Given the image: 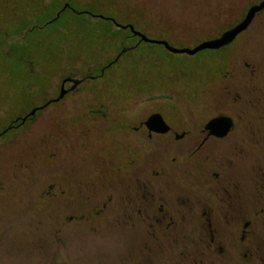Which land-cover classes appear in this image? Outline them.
Instances as JSON below:
<instances>
[{
  "label": "flooded vegetation",
  "instance_id": "flooded-vegetation-1",
  "mask_svg": "<svg viewBox=\"0 0 264 264\" xmlns=\"http://www.w3.org/2000/svg\"><path fill=\"white\" fill-rule=\"evenodd\" d=\"M216 1L214 6L219 5ZM246 1L250 4L241 17L217 30L211 40L240 23L249 8L263 0ZM263 12L264 8L224 47ZM55 17L45 26L60 16ZM125 37L128 41L115 48L98 44L90 53H98L97 58L89 63L79 59L78 71L69 70L72 61L63 57L66 46L60 45L53 90L27 113L0 126V147L31 134L34 119L44 116V110L53 106L59 113L67 101H75L79 138L95 134L96 146H91L97 156V173L79 177V224L91 232L105 225L129 235L126 254L110 264H264V61H259L264 53H228L221 72L207 77L212 84L207 89L210 103L187 106L188 113L181 115L164 105L169 94L164 90L122 101L119 94L100 89L109 86L95 84L99 79L111 81L117 70L113 66L145 43L130 31ZM89 82L95 83L85 88ZM133 99H139L133 108L125 104ZM141 105L147 109L137 117L135 109ZM153 115L163 123L147 124ZM48 149L57 151L59 142L40 143L44 160ZM35 199L33 211L41 214L48 201ZM50 233L44 231L43 242L41 237L35 241L36 252L42 253L46 244L53 246Z\"/></svg>",
  "mask_w": 264,
  "mask_h": 264
},
{
  "label": "rangeland",
  "instance_id": "rangeland-1",
  "mask_svg": "<svg viewBox=\"0 0 264 264\" xmlns=\"http://www.w3.org/2000/svg\"><path fill=\"white\" fill-rule=\"evenodd\" d=\"M63 1L0 0V126L27 113L53 90L60 65L55 53L60 45L66 46L63 57L72 61L69 70L78 71L79 59L89 63L97 58L98 53H90L98 44L116 47L108 35H129L98 17L129 25L146 38L164 41L172 48L192 49L214 38L217 30L230 27L250 4L246 0ZM213 1L219 5L214 6ZM61 2L69 4L74 12L65 10L45 26L60 10ZM222 48L188 56L141 43L113 66L117 70L111 81L99 79L84 86H109L100 89L119 94L122 101L129 95L140 97L164 90L169 93L165 94L164 105L185 115L187 106L210 103L207 89L212 84L207 77L221 72L228 53L232 57L264 53V12L232 45ZM216 98L220 101L223 96L218 92ZM139 99L125 104L133 108ZM74 102L67 101L59 113L53 106L44 110V116L34 119L29 130L36 126L31 134L15 145L0 147V264H110L124 256L130 246L125 231L100 225L91 232L79 224V177L97 173V156L91 146L96 143L95 134L79 138V112ZM146 109V105L138 106L135 115L142 116ZM43 140L59 142L57 151H46L45 160L40 152ZM34 195L48 201L41 214L33 211ZM49 229L53 246L46 244L42 253L36 252L35 241L41 237L43 242L44 231Z\"/></svg>",
  "mask_w": 264,
  "mask_h": 264
},
{
  "label": "water",
  "instance_id": "water-1",
  "mask_svg": "<svg viewBox=\"0 0 264 264\" xmlns=\"http://www.w3.org/2000/svg\"><path fill=\"white\" fill-rule=\"evenodd\" d=\"M263 8H264V0L261 1L259 4L254 5L251 8H249L244 19L240 23L236 24L232 29L222 33L220 37L213 39V40H210V41L202 42L192 49H175V48H172L171 46H169L164 41H155V40H150V39L146 38L141 33L136 32L133 29V27H131L129 25L121 26V25L117 24L116 22H114V20H112V19H108V18H104V17H98V18L101 20H104V21L112 22L117 28H119L121 30H127L128 29L132 33V35L137 36L140 39V41L145 42V43H149V44L160 45V46L164 47L165 50H167L171 54H185L188 56H193V55H195L201 51H204V50H217L219 48L226 46L230 42H232L234 40V38L239 33L243 32L247 28V26L251 23L253 17L255 16V14L257 12H260ZM65 9H69L70 11L74 12L69 4H64L61 11L65 10ZM58 16H59V13L56 14L55 19L58 18ZM61 96H62V94L60 95V97ZM31 114H33V112ZM153 120H159V121H161V123H163L160 116L153 115V116H151V118H149L147 124H150Z\"/></svg>",
  "mask_w": 264,
  "mask_h": 264
},
{
  "label": "trees",
  "instance_id": "trees-1",
  "mask_svg": "<svg viewBox=\"0 0 264 264\" xmlns=\"http://www.w3.org/2000/svg\"><path fill=\"white\" fill-rule=\"evenodd\" d=\"M63 2H66V1L64 0ZM63 2L60 3V6H59L60 7V10H56V12L62 13L65 10H69V9H65V10L61 11L62 6H63ZM126 31L129 33L128 30H126ZM109 37L113 38L114 39V42H115V45H119V46H121L122 44H125L128 41V39H129L127 37H120L118 35H116V36L115 35L114 36L108 35V38Z\"/></svg>",
  "mask_w": 264,
  "mask_h": 264
}]
</instances>
